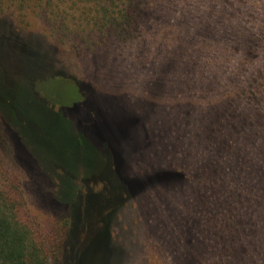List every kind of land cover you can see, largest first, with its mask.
Wrapping results in <instances>:
<instances>
[{
	"label": "rangeland",
	"instance_id": "374dc122",
	"mask_svg": "<svg viewBox=\"0 0 264 264\" xmlns=\"http://www.w3.org/2000/svg\"><path fill=\"white\" fill-rule=\"evenodd\" d=\"M144 2L131 36L86 34L71 2L0 29V109L26 144L0 119V189L52 235L65 207L30 149L63 169L86 238L59 264H264V0ZM70 77L92 94L62 102ZM160 169L185 178L152 182Z\"/></svg>",
	"mask_w": 264,
	"mask_h": 264
},
{
	"label": "trees",
	"instance_id": "16d2710c",
	"mask_svg": "<svg viewBox=\"0 0 264 264\" xmlns=\"http://www.w3.org/2000/svg\"><path fill=\"white\" fill-rule=\"evenodd\" d=\"M144 1L145 0H0V22L2 23L0 29L5 32H11L15 35H19V29L10 28L13 20H16L18 23L26 22L29 13L40 16L44 10L48 13L47 16L54 19L60 15L65 16L67 12L72 9L69 8L66 10L65 3L71 2V4L75 6V9L79 11V15L85 20L83 32L86 34H98L105 36L107 34L109 35L117 32L120 35L131 36L136 29V12H139L140 9H142V6L146 3ZM69 80L75 85L72 86L73 88L71 90L64 89V92L61 93L59 98L60 100H64L62 102H65V100L71 97L72 90H75L77 94L79 93L81 95V98L79 97L78 100L84 99L85 96L89 97L92 94L90 90L87 91L84 89V87L79 82L75 81L74 78ZM242 92L243 90H241L239 96ZM257 94L262 96L264 94V90L257 91ZM230 110L231 108L226 105L222 118H225L226 115L229 117L230 114H227V112ZM0 116H2L0 117L1 122L10 125L12 130L20 136L22 142L26 146L19 128L14 127L11 121L5 117L6 115L1 109ZM220 118L221 117L218 118L217 122L221 124L222 118ZM249 120L251 125V122L253 121H251V119ZM243 125L244 123H241V126ZM221 126L223 125L221 124ZM213 128L208 127L204 135L205 144L209 147L217 140L213 135L217 129ZM218 149L220 151V144H218ZM30 152L32 159L36 162L38 167H40L41 171L54 181V197L57 202L65 207V211L63 213V226L59 232L52 235L41 234L24 217L17 197L14 196L8 189H0V264H51V260H55L56 263L54 264H59L62 257L65 255V247H67L66 243H72L75 249L79 252L85 242V235L81 232L74 231L77 220L74 215L72 202L65 198L60 199L59 197L58 187L60 181L58 180L60 179L59 175L63 176V169L56 170L55 174L50 173L41 164L40 160L31 149ZM261 152L264 157V149H261ZM257 170L258 171L256 172L260 173L263 169L262 167H258ZM184 178L185 174L176 169H160L151 176V180L154 183H162L167 180L177 182ZM123 184L124 189L128 190L130 184ZM98 187L99 183L97 182L96 184H86L85 189L90 192V194H94L96 193ZM129 198V194L124 196L123 203H125ZM208 200L209 199L207 197L201 199V206L209 211L207 208ZM202 207H199L198 209L202 210ZM110 224L111 220L106 218L105 226L108 229L106 230L105 235L108 238V241L111 240V228L109 229V227L112 225L110 226ZM78 234L79 237L77 238L76 235ZM192 264L197 263L194 261Z\"/></svg>",
	"mask_w": 264,
	"mask_h": 264
}]
</instances>
